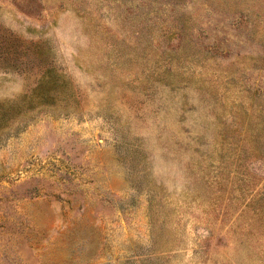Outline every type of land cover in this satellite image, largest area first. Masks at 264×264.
I'll return each instance as SVG.
<instances>
[{
	"label": "rangeland",
	"instance_id": "obj_1",
	"mask_svg": "<svg viewBox=\"0 0 264 264\" xmlns=\"http://www.w3.org/2000/svg\"><path fill=\"white\" fill-rule=\"evenodd\" d=\"M0 264H264V0H0Z\"/></svg>",
	"mask_w": 264,
	"mask_h": 264
},
{
	"label": "trees",
	"instance_id": "obj_2",
	"mask_svg": "<svg viewBox=\"0 0 264 264\" xmlns=\"http://www.w3.org/2000/svg\"><path fill=\"white\" fill-rule=\"evenodd\" d=\"M44 79V80H43ZM43 79H42V83L44 82V83H46L49 79H47V81H46V77H43ZM46 81V82H45Z\"/></svg>",
	"mask_w": 264,
	"mask_h": 264
}]
</instances>
